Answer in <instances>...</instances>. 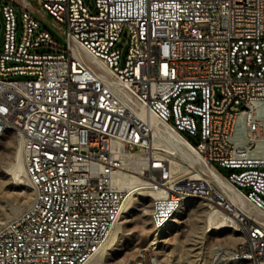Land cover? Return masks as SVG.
Returning <instances> with one entry per match:
<instances>
[{
    "label": "built area",
    "instance_id": "2783aa9c",
    "mask_svg": "<svg viewBox=\"0 0 264 264\" xmlns=\"http://www.w3.org/2000/svg\"><path fill=\"white\" fill-rule=\"evenodd\" d=\"M0 18V139L14 127L32 190L0 226V264L90 261L120 217L126 172L155 193V221L207 196L155 154L132 102L264 216V148L251 147L264 142V0H0ZM221 252L264 264V227L248 223ZM131 264H158L153 247Z\"/></svg>",
    "mask_w": 264,
    "mask_h": 264
},
{
    "label": "rangeland",
    "instance_id": "374dc122",
    "mask_svg": "<svg viewBox=\"0 0 264 264\" xmlns=\"http://www.w3.org/2000/svg\"><path fill=\"white\" fill-rule=\"evenodd\" d=\"M85 3L93 8V0H85ZM50 23L48 17L41 22L62 46L61 34L52 29ZM19 147V139L13 133L9 132L0 139V226L12 218L13 210L21 212L28 207L32 199L28 182L18 184L7 173V168L13 163ZM154 152L169 163L172 171L177 172L176 175L189 177L197 172L196 168L189 167L164 148L155 149ZM218 172L222 175L228 173L222 169H218ZM200 178L205 180L204 176ZM148 194L147 190H140L125 201L120 220H117L99 253L86 264H131L137 251L144 247H153L158 264H246L231 261L223 256L221 251L236 247L243 239L244 228L248 223L254 222L241 216L237 224L226 221L232 227L223 231L210 230L214 225L209 227L207 222L213 202L221 204L219 211L222 213L225 210H233L228 202L215 201L212 196H207L209 201L188 199L186 201L190 205L182 207L177 217L181 223H173L166 230L168 233L156 235L149 220L151 198ZM219 222L218 219L215 223ZM161 240L166 241L159 243Z\"/></svg>",
    "mask_w": 264,
    "mask_h": 264
},
{
    "label": "bare ground",
    "instance_id": "6f19581e",
    "mask_svg": "<svg viewBox=\"0 0 264 264\" xmlns=\"http://www.w3.org/2000/svg\"><path fill=\"white\" fill-rule=\"evenodd\" d=\"M131 108L137 115V117L148 128L150 133V146L153 150L158 148H164L168 150L170 154H173L177 156L180 160L184 161L189 167L196 168L197 172L192 175H189V177L197 181L198 183L202 181V183L199 184L201 185L202 189L205 191L208 197L212 196L215 201H226L228 202L229 206L233 208V210L231 211L225 210L222 213L219 211V207L221 204L213 202V206H210V209L212 211L209 214L207 220L209 227H213L214 225V227L210 228V230L216 229L219 231H223L229 229L232 226L228 225V223H231L233 225L237 224L241 216H244L245 218L250 219L258 225L264 227V216L257 210H254V208L249 206V203L246 201V199L239 190H237L234 186L228 184L223 179H221V177L217 174L215 170H213L210 166L206 165L203 158L197 155L183 138L173 132L169 127L159 123L153 117L148 115L142 107L137 105L136 102H132ZM9 132L14 134V127H5V133H3V136ZM259 146L264 148V142H259V140H251L252 149H259ZM239 151L250 152V144H239ZM125 165H127L126 169L127 171H129L128 162H126ZM169 169L171 173H177L176 171L174 173L170 166ZM7 173L18 184H23L25 183V181H27L25 176L21 145L13 163L8 166ZM203 176L205 177V180H203V178H200ZM209 185H211L212 188ZM118 186L119 188L126 190V192L128 193L126 200L130 199L132 195H134L140 190L148 191V197L151 198L149 220L152 226V230L156 235L168 233L166 230L170 228L173 223H181L177 219V217L182 207L186 208L190 205L189 202L186 200L194 198L201 199L200 195L198 194H189L187 196H182L181 200L178 201V204H173L170 212L166 213L161 221H155L154 210H156V201H154V198H152L155 197V193L146 188L145 183L139 177V174H137V172H132L131 174L126 172L123 175V180L121 181V184ZM207 196L204 198L202 197V200L209 201ZM124 212H126V210ZM19 213L20 212L18 210H13L11 212V217L13 218ZM121 213L122 210L120 212V215ZM120 218L121 217H119L118 221L120 220ZM218 219L220 220V222L215 223ZM226 221L228 223H226ZM165 241L166 240H161L159 243H164ZM242 241H244V235ZM232 261L250 264V260L246 258L232 259Z\"/></svg>",
    "mask_w": 264,
    "mask_h": 264
}]
</instances>
